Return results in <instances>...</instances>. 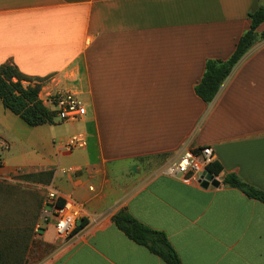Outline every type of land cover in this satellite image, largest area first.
<instances>
[{
  "label": "crops",
  "instance_id": "obj_1",
  "mask_svg": "<svg viewBox=\"0 0 264 264\" xmlns=\"http://www.w3.org/2000/svg\"><path fill=\"white\" fill-rule=\"evenodd\" d=\"M261 6L0 0V67L31 79L23 87L39 83L47 108L48 97L71 94L84 109L75 121L31 127L0 100V176L39 177L43 200L48 191L72 199L84 224L65 240L42 231L43 253L27 264H164L117 228L121 211L163 232L181 264H264V205L222 185L234 174L264 192V39L210 103L195 93L206 64L231 57ZM74 135L85 147L66 153ZM204 147L218 188L164 173L184 150Z\"/></svg>",
  "mask_w": 264,
  "mask_h": 264
},
{
  "label": "trees",
  "instance_id": "obj_2",
  "mask_svg": "<svg viewBox=\"0 0 264 264\" xmlns=\"http://www.w3.org/2000/svg\"><path fill=\"white\" fill-rule=\"evenodd\" d=\"M249 20L250 27L238 40L231 57L224 62L209 61L206 64L204 75L195 87L196 95L205 103H210L214 99L222 83L248 50L256 42L264 39V31L261 33L257 32L259 26L264 23V6L249 14ZM23 82H31V79L20 73L13 64L6 63L0 67V100L3 107L13 115L18 116L28 126L37 127L53 124V120L56 117L55 113L38 98L39 83H36L33 87H23ZM206 171L216 177L220 169L216 164L212 163L206 167ZM222 185L236 189L247 198L256 200L264 205V192L244 183L234 174L225 175ZM113 221L128 239L146 248L148 252L158 257L164 264H181L176 251L163 232L150 229L123 211L116 214ZM83 225V222L77 225L72 236ZM45 230L53 231L55 234L53 226H48ZM22 261L23 255L20 256L17 250L15 253V264H22ZM0 264L10 263L4 262Z\"/></svg>",
  "mask_w": 264,
  "mask_h": 264
},
{
  "label": "built area",
  "instance_id": "obj_3",
  "mask_svg": "<svg viewBox=\"0 0 264 264\" xmlns=\"http://www.w3.org/2000/svg\"><path fill=\"white\" fill-rule=\"evenodd\" d=\"M50 110L55 113V118L60 121H75L84 115V109L74 95L63 94L50 96L46 99ZM85 147L84 139L74 135L62 145L66 153ZM213 151L209 147L197 151L184 150L176 159L169 162L164 173L171 177H188L201 185L207 175L206 167L212 163ZM1 164V161H0ZM73 169H67L72 172ZM81 212L75 202L70 199H62L55 191H48L41 205L40 218L35 226L36 234H40L48 226H53L58 239H68L78 225Z\"/></svg>",
  "mask_w": 264,
  "mask_h": 264
},
{
  "label": "rangeland",
  "instance_id": "obj_4",
  "mask_svg": "<svg viewBox=\"0 0 264 264\" xmlns=\"http://www.w3.org/2000/svg\"><path fill=\"white\" fill-rule=\"evenodd\" d=\"M44 185L39 177L0 176V263L15 264L17 250L23 255L22 264L38 260L43 253L35 226L40 218Z\"/></svg>",
  "mask_w": 264,
  "mask_h": 264
},
{
  "label": "water",
  "instance_id": "obj_5",
  "mask_svg": "<svg viewBox=\"0 0 264 264\" xmlns=\"http://www.w3.org/2000/svg\"><path fill=\"white\" fill-rule=\"evenodd\" d=\"M220 182L215 179V177L209 173H207L205 180L201 183V187L206 189L208 187L218 188L220 186Z\"/></svg>",
  "mask_w": 264,
  "mask_h": 264
}]
</instances>
